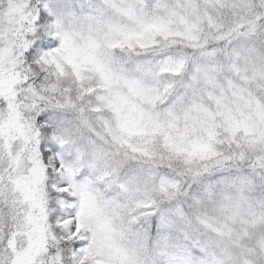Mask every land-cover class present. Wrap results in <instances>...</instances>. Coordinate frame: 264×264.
Wrapping results in <instances>:
<instances>
[{
  "label": "snow or ice",
  "instance_id": "6c2138e0",
  "mask_svg": "<svg viewBox=\"0 0 264 264\" xmlns=\"http://www.w3.org/2000/svg\"><path fill=\"white\" fill-rule=\"evenodd\" d=\"M0 264H264V0H0Z\"/></svg>",
  "mask_w": 264,
  "mask_h": 264
}]
</instances>
